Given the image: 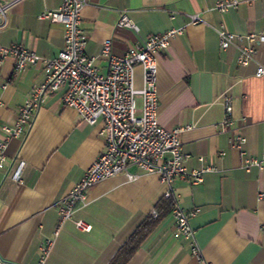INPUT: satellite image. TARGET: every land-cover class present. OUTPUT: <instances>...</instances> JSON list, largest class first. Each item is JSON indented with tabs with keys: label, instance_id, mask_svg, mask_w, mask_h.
<instances>
[{
	"label": "crops",
	"instance_id": "crops-1",
	"mask_svg": "<svg viewBox=\"0 0 264 264\" xmlns=\"http://www.w3.org/2000/svg\"><path fill=\"white\" fill-rule=\"evenodd\" d=\"M82 29L88 38L86 55L106 74L109 63L99 58L112 43L118 57L150 36L183 28L167 50L158 55L159 123L181 133L189 171L210 168L201 184L177 179L173 188L180 207L198 211L191 218L201 258L191 243L174 236L167 207V187L156 175L129 182L123 175L91 189L55 238L44 264H110L137 228L153 216L159 223L128 264H264V165L247 171L245 160L264 154V43L254 45L256 59L237 63L238 51L221 50L215 29L240 35L264 31V0H240L236 9L215 10L225 0H86ZM6 5L0 22V47L22 45L42 59L56 58L64 46V27L39 16L58 11L64 0H0ZM122 15L139 32L120 27ZM187 15L205 24L190 25ZM1 18V17H0ZM15 59L0 65V139L2 126H13L19 109L44 82L45 64L28 66L15 78ZM142 86V71L135 73ZM233 99L234 128L223 129L220 96ZM64 91L51 94L28 132L8 143L5 170H0V263L41 264L40 249L55 237L58 203L81 180L104 149L102 125L90 126L76 111L65 108ZM139 105L141 102L139 101ZM188 127V128H187ZM241 135V150L231 141ZM20 171L19 181L13 175ZM156 218V217H154ZM82 221L92 227H76Z\"/></svg>",
	"mask_w": 264,
	"mask_h": 264
},
{
	"label": "built area",
	"instance_id": "built-area-1",
	"mask_svg": "<svg viewBox=\"0 0 264 264\" xmlns=\"http://www.w3.org/2000/svg\"><path fill=\"white\" fill-rule=\"evenodd\" d=\"M256 0H248L251 3ZM240 0H225L217 3L215 10L225 13L236 9ZM86 0H64L58 11H47L40 20L60 24L64 27V46L59 55L50 60L27 50L22 45L0 47V65L8 58L15 59V78L28 66L45 64V77L42 85L36 87L31 96L19 109V117L13 126L4 125L5 137L0 139V170H5L6 148L8 143L25 135L34 122L38 111L47 98L64 91L63 106L73 109L82 121L90 126L102 125L100 135L104 139V149L97 160L85 172L72 191L58 205V224L55 237L48 238L40 249V263L44 264L50 256L62 227L73 218L74 213L87 203L88 194L96 185L111 178L123 175L129 182H135L142 175H156L167 187L166 199H174L172 218L174 236L191 243L192 254L200 260L201 254L195 242V231L190 220L198 211L186 212L179 204L174 191L177 179H189L194 184L204 181V174L210 168L189 171L185 167L188 158L183 152L181 133L185 128L169 131L159 123V96L157 90L158 55L170 46L171 41L182 35L184 30L171 29L165 33L148 37L130 48L125 56L118 57L112 52V43L107 41L99 58L108 61L106 74L95 66V58L86 55L88 38L82 29V11ZM6 6L0 2V17L5 18ZM190 25L205 24L199 15H187ZM120 27L139 32L137 25L126 15H122ZM223 51L235 47L238 51L237 63L246 67L256 59V43H264V31L260 34L240 35L223 28L215 29ZM142 71V86L135 82L136 70ZM257 77L264 76V67L257 70ZM224 107L223 129L234 128L233 99L229 91L220 96ZM139 101L141 105H139ZM188 128V127H187ZM246 139L237 135L231 146L241 150ZM264 154L249 157L244 168L249 171L257 167L263 169ZM13 179L19 181L18 170ZM264 199V194L259 196ZM157 217V213L153 212ZM76 227L91 231L92 227L82 221ZM0 264H14L1 262Z\"/></svg>",
	"mask_w": 264,
	"mask_h": 264
},
{
	"label": "trees",
	"instance_id": "trees-1",
	"mask_svg": "<svg viewBox=\"0 0 264 264\" xmlns=\"http://www.w3.org/2000/svg\"><path fill=\"white\" fill-rule=\"evenodd\" d=\"M167 207L170 209L171 213L174 209V199H166ZM160 216L156 218L150 217L145 220L134 232V234L129 238V240L121 247L118 253L115 255L110 264H128L130 260L134 257L137 251L141 248L146 239L151 235V233L156 228L159 223Z\"/></svg>",
	"mask_w": 264,
	"mask_h": 264
},
{
	"label": "water",
	"instance_id": "water-1",
	"mask_svg": "<svg viewBox=\"0 0 264 264\" xmlns=\"http://www.w3.org/2000/svg\"><path fill=\"white\" fill-rule=\"evenodd\" d=\"M3 6H6L4 3L2 4ZM0 22H3V19L0 18Z\"/></svg>",
	"mask_w": 264,
	"mask_h": 264
}]
</instances>
